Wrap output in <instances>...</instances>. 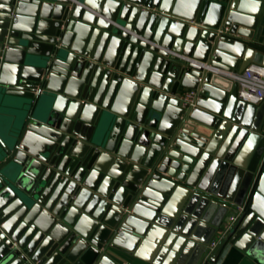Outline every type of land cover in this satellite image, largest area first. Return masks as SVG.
Instances as JSON below:
<instances>
[{
    "label": "water",
    "instance_id": "water-1",
    "mask_svg": "<svg viewBox=\"0 0 264 264\" xmlns=\"http://www.w3.org/2000/svg\"><path fill=\"white\" fill-rule=\"evenodd\" d=\"M252 63L264 0H0V264H203L219 233L206 263H264V102L229 77Z\"/></svg>",
    "mask_w": 264,
    "mask_h": 264
},
{
    "label": "built area",
    "instance_id": "built-area-1",
    "mask_svg": "<svg viewBox=\"0 0 264 264\" xmlns=\"http://www.w3.org/2000/svg\"><path fill=\"white\" fill-rule=\"evenodd\" d=\"M229 77L233 79L238 87V98L254 106H259V104L264 102V66L262 64L252 63L238 74H229ZM199 93L200 90H184L183 93H181L179 96L181 107L186 110L195 107ZM261 134L264 136V127L261 131ZM247 203L248 200L246 201L245 205H243V207L237 208L236 212L242 213ZM236 218V215L232 216L231 222H234ZM223 237L224 234L221 233L220 236H218L207 246V253L204 264L212 257L217 247L222 242Z\"/></svg>",
    "mask_w": 264,
    "mask_h": 264
},
{
    "label": "crops",
    "instance_id": "crops-1",
    "mask_svg": "<svg viewBox=\"0 0 264 264\" xmlns=\"http://www.w3.org/2000/svg\"><path fill=\"white\" fill-rule=\"evenodd\" d=\"M264 127V126H263ZM247 132V133H246ZM244 140L241 141V144L239 145V151L241 153V150L243 149L244 155H249L248 152L250 151V147L252 146V142L249 140L251 139L250 134L251 131H246ZM253 136V135H251ZM247 143H249L247 145ZM255 148V147H254ZM224 203V202H223ZM227 203V202H226ZM221 233H219L213 240H215L218 236H220ZM212 240V241H213ZM211 241V242H212ZM151 249H146L145 253L143 254L144 260H140L135 258L132 255H128L125 253H117L114 254V258L118 262V264L123 263H132V264H188L189 260L184 259V257L180 253H176L175 251H168L166 254H156L150 251ZM204 264V263H203ZM205 264H264L261 263L256 258L250 256L246 251L236 249L234 247H227L225 248V252L220 255L218 260L216 262H209Z\"/></svg>",
    "mask_w": 264,
    "mask_h": 264
}]
</instances>
